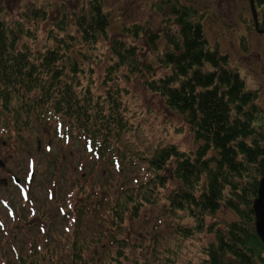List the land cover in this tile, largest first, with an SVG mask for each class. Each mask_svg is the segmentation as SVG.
<instances>
[{"label":"trees","instance_id":"1","mask_svg":"<svg viewBox=\"0 0 264 264\" xmlns=\"http://www.w3.org/2000/svg\"><path fill=\"white\" fill-rule=\"evenodd\" d=\"M156 2L151 8L159 12L163 25L158 30L147 23L123 25L124 34L110 39L106 78L111 81L121 69L145 77L151 63L140 64L142 49L128 42L143 40L165 71L159 77L148 74L144 85L183 117L201 144L193 154L166 143L152 156L141 155L139 159L145 160L153 175L130 191L121 188L111 206L98 204L104 209L99 231L83 225L85 215L90 217L91 227L97 217L81 200V206H75L69 264H104L99 252L110 245L105 241L124 242L120 233L126 217L136 218L145 204L156 203L169 181L176 183L164 194L170 209L185 213L193 223L180 226L181 234L191 237L206 231L215 235L202 264H264V246L255 231L252 209L264 173V110L257 104V92L247 89L227 56L210 46L203 27L205 13L179 0ZM46 11L31 7L21 17L2 19L0 0V134L19 136L34 120L54 119L66 135L82 138L99 156L118 153L121 138L130 131L129 120L115 91L107 90L102 96L91 90L94 70L87 61L98 41L107 37L110 14L102 0H89L70 16L62 12L55 27L63 35L58 37L55 32L52 47L34 52L30 44L37 41L34 26L38 20L47 22ZM70 25L74 32H67ZM76 36L82 54L87 49L80 63L67 54L68 40H76ZM160 39L165 42L161 51ZM222 208L232 211L237 219L222 227L216 222L208 226L207 219ZM84 229L92 233L80 238ZM92 244V253L98 255L94 261V256H85ZM120 257L126 256L111 259L119 262ZM141 264L151 263L144 260Z\"/></svg>","mask_w":264,"mask_h":264},{"label":"rangeland","instance_id":"2","mask_svg":"<svg viewBox=\"0 0 264 264\" xmlns=\"http://www.w3.org/2000/svg\"><path fill=\"white\" fill-rule=\"evenodd\" d=\"M88 1L1 0V18L16 19L31 7L46 9L48 20L37 21L34 26L37 41L30 43L32 51L37 52L53 46L55 32L58 37L63 35L55 27L61 13L70 16L80 12ZM156 1L159 0H102L110 14V27L107 37L101 38L96 50L87 56L88 65L94 70L91 90L102 96L107 90L115 91L130 123V131L119 142L118 153L99 156L82 138L66 135L54 119L34 120L19 136L14 132L0 134V160L5 163L4 167L0 166V264H29L31 261L69 264L71 235L77 218L75 206H81V200H85L92 208L91 214L97 217L91 227L90 217L85 215L83 225L91 231H99L97 226L101 225L104 209L98 204L111 206L112 198L118 197L121 188L130 191L153 175L145 160L139 159L141 155L152 156L157 147L166 143H174L190 154L200 146L183 117L168 109L161 97L144 85L148 74L153 72V76L159 77L165 71L143 40L128 42L142 49L138 55L140 64L151 63L145 77L121 69L111 76V81L106 78V67L111 60L110 39L124 34L123 25L147 23L153 30L163 25L159 12L151 8L152 3H159ZM179 1L205 13L203 27L210 46L227 56L230 66L244 78L247 89L257 92V104L264 110V37L251 27L248 1ZM259 15L264 16V3ZM74 31L72 25L67 27V32ZM78 40V36L76 40H68L67 54L80 63L87 49L82 54ZM158 44L160 51L165 49L163 39L158 40ZM7 173H14L16 185L13 180L7 182ZM175 184L169 181L167 189L160 192V199L145 204L136 218L126 217L120 233L124 242L102 240L110 244L99 252L104 264H141L144 260L151 264H202L207 258L208 246L215 242V235L206 231L191 237L181 234L180 226L193 223L185 213L171 210L164 198ZM80 186L84 193L79 190ZM236 219L232 211L222 208L206 222L208 226L216 222L222 227L225 222ZM86 233L92 232L84 229L79 237ZM93 246L87 249L85 256H94V261L98 255L92 253ZM114 256L126 257H120L117 262L111 259Z\"/></svg>","mask_w":264,"mask_h":264},{"label":"water","instance_id":"3","mask_svg":"<svg viewBox=\"0 0 264 264\" xmlns=\"http://www.w3.org/2000/svg\"><path fill=\"white\" fill-rule=\"evenodd\" d=\"M249 3H250V9L253 16V20L257 28V14L254 7V1L249 0ZM252 209L255 216V221H254L255 230L260 241L264 245V173L262 177L259 179L257 196L252 202Z\"/></svg>","mask_w":264,"mask_h":264},{"label":"flooded vegetation","instance_id":"4","mask_svg":"<svg viewBox=\"0 0 264 264\" xmlns=\"http://www.w3.org/2000/svg\"><path fill=\"white\" fill-rule=\"evenodd\" d=\"M248 3H249V0H247ZM254 1V5H255V8H256V11H257V23H258V29H255V23H254V20H253V16H252V13H251V9H250V3L248 4V7H249V13L248 15L250 14L251 16V21L253 22L251 24V27L255 30V32L257 33H260L261 35H263L264 37V16H261L259 14H261V5L263 4H260V2H258L257 0H253ZM5 163L3 160H0V166L4 167ZM10 173V172H9ZM9 173H7V176H8V179H7V182L13 180H16L17 178L15 177L14 173H12L11 175H9Z\"/></svg>","mask_w":264,"mask_h":264}]
</instances>
